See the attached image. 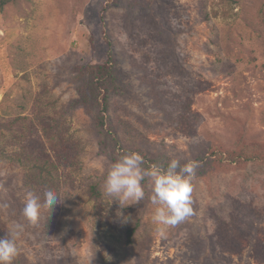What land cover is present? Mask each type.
<instances>
[{
	"label": "rangeland",
	"instance_id": "374dc122",
	"mask_svg": "<svg viewBox=\"0 0 264 264\" xmlns=\"http://www.w3.org/2000/svg\"><path fill=\"white\" fill-rule=\"evenodd\" d=\"M109 59L103 106L89 68ZM208 147L264 154V0H18L0 12V238L24 226L12 264H264L262 163L195 179L193 215L164 236L150 177L126 207L103 191L125 151L192 159ZM28 192L41 198L35 224Z\"/></svg>",
	"mask_w": 264,
	"mask_h": 264
},
{
	"label": "clouds",
	"instance_id": "9594fccd",
	"mask_svg": "<svg viewBox=\"0 0 264 264\" xmlns=\"http://www.w3.org/2000/svg\"><path fill=\"white\" fill-rule=\"evenodd\" d=\"M143 156L138 152H129L111 164L104 181V193L118 201L120 206L126 207L139 203L145 196L143 181L150 177L153 185L151 201L157 205L153 214V222L161 236L166 234V228L174 227L178 223L193 215L194 190L193 181L198 161H189L181 165L178 158L171 159L167 168L152 165L143 167ZM59 201L58 193L48 189L43 194V206L48 209ZM3 207H7L4 205ZM39 195L28 192L25 197L23 216L35 224L41 210ZM24 226L17 223L14 229L7 232V236L0 238V264H12L19 254V241Z\"/></svg>",
	"mask_w": 264,
	"mask_h": 264
},
{
	"label": "trees",
	"instance_id": "16d2710c",
	"mask_svg": "<svg viewBox=\"0 0 264 264\" xmlns=\"http://www.w3.org/2000/svg\"><path fill=\"white\" fill-rule=\"evenodd\" d=\"M18 0H0V12L9 4L15 3ZM112 1H122L128 2L131 5L138 6H149L152 7L154 5V0H112ZM137 2L138 4H134ZM89 75L92 77V100L100 105L105 104L108 101V94L110 89L108 87H114L117 83V79L115 76L114 66L111 60L100 66H96L94 68H89ZM104 110L106 108L104 107ZM129 153V151H125V153L120 154V157ZM140 154V153H139ZM143 156V167L150 168L152 165L160 166L161 168H167L171 159L166 158H151L146 155ZM180 164H187L189 161H198L199 166L195 170V179L205 178L210 175L212 172H226L235 164H249V163H262L264 164V154L257 152H233L227 154L225 157L220 156V154L212 150L210 147L206 148L204 152L200 155L193 157L192 159H179ZM41 171H46L44 166H39ZM50 174V172L48 171ZM107 174H104L103 178L105 179ZM194 179V180H195ZM100 181V180H99ZM102 181V179H101ZM146 182V180H145ZM100 184H94L92 187V194L96 197H101V191L99 190ZM135 229H132L130 232V238L134 234Z\"/></svg>",
	"mask_w": 264,
	"mask_h": 264
}]
</instances>
